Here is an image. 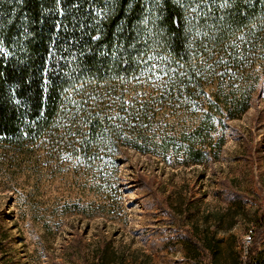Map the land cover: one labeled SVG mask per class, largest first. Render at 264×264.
<instances>
[{
	"label": "trees",
	"instance_id": "1",
	"mask_svg": "<svg viewBox=\"0 0 264 264\" xmlns=\"http://www.w3.org/2000/svg\"><path fill=\"white\" fill-rule=\"evenodd\" d=\"M258 69L264 0H0V145L101 183L174 136L200 162L199 138L248 109ZM248 235L242 264H257Z\"/></svg>",
	"mask_w": 264,
	"mask_h": 264
},
{
	"label": "rangeland",
	"instance_id": "2",
	"mask_svg": "<svg viewBox=\"0 0 264 264\" xmlns=\"http://www.w3.org/2000/svg\"><path fill=\"white\" fill-rule=\"evenodd\" d=\"M255 76L248 109L199 138L200 162L185 161L174 136L165 157L129 149L101 183L100 172L0 145V264H242L248 234L264 264L254 233L264 217V71ZM179 121L186 133L198 123Z\"/></svg>",
	"mask_w": 264,
	"mask_h": 264
}]
</instances>
